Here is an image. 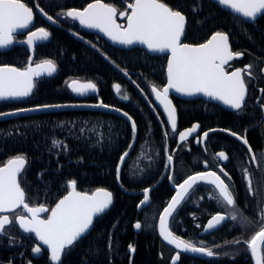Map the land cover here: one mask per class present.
I'll return each instance as SVG.
<instances>
[{
	"label": "trees",
	"instance_id": "trees-1",
	"mask_svg": "<svg viewBox=\"0 0 264 264\" xmlns=\"http://www.w3.org/2000/svg\"><path fill=\"white\" fill-rule=\"evenodd\" d=\"M91 1L94 0H22L32 9L38 5L57 22L65 21L64 28L69 21L58 13L81 8ZM120 1L102 0L111 5ZM163 2L186 16L183 43L199 45L219 31L228 35L233 52L253 57L264 52L261 35L264 15L255 24H247L216 10L208 0ZM40 27L46 26L35 17L33 29ZM48 29L49 40L34 49L33 63L50 59L56 65L55 74L35 80L33 92L26 100L1 102L0 113L43 105L103 102L132 117L136 123L135 138L124 120L101 112L65 111L1 121L0 166L16 155L26 157L27 164L19 181L30 207L44 205L51 209L67 193L69 181H75V187L81 193L90 194L99 188L112 193L110 209L95 219L88 234L65 250L62 264H164L160 253L166 247L157 237L156 222L173 194L165 166L167 156L173 157L174 180L178 179L179 171L182 174L199 168L203 155L192 148L186 156L192 165L183 163L180 149L173 151L176 145L170 128L152 103L151 85L160 89L165 83V59L150 57L137 48L129 51L114 49L94 37L80 43L66 30ZM28 57L23 47H11L0 53V66L24 69ZM71 81L81 84L91 81L96 89L80 95L68 87ZM116 84L120 85L119 94L112 92ZM125 93L128 100L121 99ZM175 107L179 126L196 121L203 126L227 128L226 113L214 104L192 103L183 107L175 104ZM201 114L206 118L203 119ZM217 137L222 140L226 136L217 134ZM54 139L63 144L54 148ZM129 144H132L131 149ZM217 146L222 148L221 142ZM125 151L129 155L122 166L118 184L116 165ZM145 188L151 190L150 203L137 213L142 195L128 193ZM208 194L209 188L197 186L172 216L169 230L197 247L211 249L215 255L207 260L180 256L178 264H251L245 241L257 230L234 234L225 225L212 234L199 235L203 222L221 211L222 203L217 199L203 198ZM15 214H22V211L19 209ZM15 214H11L12 220ZM136 222L142 225L138 233L134 231ZM237 240L240 243H233ZM129 244L135 247L134 253H129ZM35 246L34 237L22 233L13 220L5 227V234L0 235V264H51L45 250L39 258H33Z\"/></svg>",
	"mask_w": 264,
	"mask_h": 264
},
{
	"label": "snow or ice",
	"instance_id": "snow-or-ice-1",
	"mask_svg": "<svg viewBox=\"0 0 264 264\" xmlns=\"http://www.w3.org/2000/svg\"><path fill=\"white\" fill-rule=\"evenodd\" d=\"M125 2L127 7L123 11H118L115 6L103 3L102 0H94L83 10L71 9L58 13V15L78 20L83 27L97 29L114 43L124 46L138 43L145 45L149 51L164 52L168 50L171 52L167 66V86L159 89L157 86L151 85V91L157 101L163 105L168 116V123L173 131L176 130L177 126L176 110L168 99L170 89H175L176 92L189 96L202 93L211 99L222 101L237 113L242 111L246 105L247 97V84L244 76H251L252 66L247 65L244 69H235L230 72L225 69V65H228L231 60L243 55V53L233 52L230 49L229 37L226 33L215 32L206 43L197 46L182 43L181 37L186 27V16L181 11L173 9L163 0H125ZM217 3L251 20H255L258 14L264 13V0H217ZM37 7L39 6L37 5ZM195 10L194 8L193 11ZM40 11L43 13V9H40ZM44 15L52 23L57 22L52 16L46 13ZM33 16L32 8L28 7L22 0H0V48H7L15 43L16 37L14 34L18 30L28 29L33 21ZM117 16L126 19V26L116 22ZM49 36L50 33L45 28L40 27L35 31H29L27 38L21 42L32 49L37 41L47 40ZM31 59L32 57H29V60ZM55 71L56 65L50 59L41 61L35 65V68L29 67L23 71L14 67H0V100L27 97L34 87L33 76L44 73L52 75ZM68 87L80 95L96 89V85L91 81L83 84L78 81H71ZM113 87L119 94L120 85L116 84ZM261 92H264V89H261ZM121 99L128 100L129 96L125 93L121 96ZM93 106L109 107L103 102ZM59 107H64V105H43L37 109H19L17 111L27 112ZM260 107L264 109V102L260 103ZM114 110L120 112V109ZM15 114L17 113H0V116ZM123 115L129 121H132V117L128 116L127 113H123ZM197 128L198 125H193L191 129L180 132V139H186ZM228 131L230 135L235 136L247 147L252 163L264 165V152L260 154V159H258L252 147L248 144L246 136ZM81 132H83V129H81ZM132 132L133 138H135L136 123L134 121L132 122ZM245 132H247V129ZM208 134V132H205L203 138H206ZM203 138L198 142H202ZM62 144V141L55 139L52 141L54 148H59ZM128 148L131 149L132 144H129ZM64 150H67L66 145H64ZM128 155V151L121 154L119 163L116 165V178L118 181L121 165L126 161ZM214 158L219 160L229 159L223 151L217 153ZM172 161L173 157L169 154L165 166L169 167ZM26 164L27 159L24 155H16L9 159L4 166H0V213H16V209L22 207L27 215L15 214V223L24 232L34 233L36 238L47 246L53 264H62V253L89 231L93 225L94 216L104 213L110 207L113 202L112 193L102 188L97 189L91 195L79 193L75 190L76 182L69 181L68 187L72 191L59 200L54 208L49 210L44 205L30 207L26 202L25 190L21 187L18 179L19 175L25 170ZM219 171L228 180H231L224 168H220ZM242 172L248 183L249 193L258 194L257 190L253 188L252 174L249 169L244 168ZM168 179L171 181L173 177L169 176ZM199 181H205L214 186L213 193H216V195L210 193V199H217L219 203L224 204L226 207L235 209L234 194L230 189V185L226 184L217 172L196 173L188 176L182 183L175 186L176 194L172 196L168 206L163 209L160 215V235L169 244H175L178 249L211 257L215 255L211 249L204 246L197 247L189 241L182 240L174 236L168 228V218L172 216L177 206L188 198L190 190ZM150 191L149 188L143 190V199L137 207L149 203ZM44 212H50V214L46 219H41L40 213ZM259 216L261 221L259 231L245 243L255 260V264H264V257L261 256V249L264 246V207H260ZM226 218L236 221L238 217L234 213L230 217L218 213L208 221L205 230L215 228ZM12 223L13 220L8 215H0V235L5 234V226ZM134 228L140 230L142 228L141 223L136 222ZM233 243L238 244L240 241L237 240ZM110 246L111 239L109 240ZM128 248L131 253L135 252V247L132 244H129ZM40 251V247L33 248L34 253ZM178 258V255L173 257V264Z\"/></svg>",
	"mask_w": 264,
	"mask_h": 264
},
{
	"label": "flooded vegetation",
	"instance_id": "flooded-vegetation-1",
	"mask_svg": "<svg viewBox=\"0 0 264 264\" xmlns=\"http://www.w3.org/2000/svg\"><path fill=\"white\" fill-rule=\"evenodd\" d=\"M93 2L94 1H91L89 3H93ZM89 3H87L85 6H83L81 8H78L77 10H83V8H85ZM211 3L216 7V10L225 12L226 14H229L228 12L222 10L216 3H214V2H211ZM113 6H115L118 9V11H123L127 7L126 2L124 0H121L119 4H113ZM37 8L38 7H35L34 9H32L33 13H34L33 25H34V19H35V17H37L39 20H41L45 24L46 27H44V28L48 32H49L48 28H59L62 30H66L72 38L74 35L79 36L83 40V42H80V43H85V41H90V37H94V39H96V40L103 41L100 37L84 30L78 24H76L73 20H71L70 18H67V17H64L69 21L66 23V28L63 27V25L65 24V21L64 22H62V21L56 22L57 23L56 27L50 26V25L46 24L42 19H40L36 15L35 9H37ZM38 9H40V8H38ZM229 15H231V14H229ZM262 15H264V13L258 14L257 17L255 18V20H251L250 22H246L244 20H241L238 17H235L233 15H231V16L239 19L240 21H242L244 23H247V24L254 23L255 24L260 19V17ZM116 20H117L118 24L125 26V19L124 18L122 20H118V16H117ZM59 23H60V25H59ZM34 30H36V29H33V26H32L30 31H34ZM261 35L264 38V32ZM15 37H16V40H23L25 35L15 36ZM48 40H49V38H48ZM48 40L46 42H48ZM45 43H43V44H45ZM182 43H183V41H182ZM43 44H40V45H43ZM40 45L35 46L34 49ZM12 47H23V46H12ZM111 48H113V47H111ZM114 49H116V48H114ZM118 50H120V49H118ZM26 52H27V50H26ZM0 53H3V52H0ZM33 54H34V50H33ZM150 57H163L165 59V65H166L167 56H150ZM28 59H29V57H28ZM27 63H28V61H27ZM32 63H33V61H32ZM33 64H35V63H33ZM247 65L252 66L251 67V73L252 74H251V76H248V75L244 76V79H245L246 84H247V97H246V105L243 107V109L240 113H237L235 110H233V111L223 110L214 102L208 103V102L202 101L201 99H196V100H191V101H182V100H179L173 96H170V99H171L174 107H175V104H180V105H182V107L186 106V104H192V103L198 104V105H201V103H204L206 105L214 104V105L218 106L220 108V110H222V112L226 113L225 116L227 118V124H226L227 128H225V129L218 128V127H211V126H203L202 123L196 122V121H193V122L190 121V122L183 124L181 126H179L177 123L178 121H176V125H177L176 130L172 131L170 129L172 135L174 136V141H175V145H176V147L173 149V151L176 152L178 148L180 149L181 155L183 156L182 158H183L184 164L190 165V166L192 165V163L186 157L192 148L198 149V152H201V154L204 155V158H203V155L201 156L202 160H200L201 163H200L199 168H196L195 170L191 169L189 172L187 171L185 173L186 176L183 175L184 173L181 174V172L179 171L178 179H176V178L174 179L176 182L175 184L176 185L180 184L188 176L194 175V174L199 173V172L215 171V172H217L218 175L221 176V179H223L226 184L230 185V189L234 194V199H235V204H236L235 209L228 208L224 204H221V211L216 212L213 215L219 213V214L225 215L226 217H230V215L234 213L238 217L237 220L233 221L230 218H227V221L219 229L215 230L214 232L220 230L222 227H225V225H227L229 228H231L232 233L244 234V233L250 232L251 230L252 231H255V230L259 231L260 226H261L259 211H260V207H264V165L252 163L250 160V157H249L247 147L245 145H243L240 140H237L235 136L228 134L229 133L228 130H230L231 132H235L240 136H246V138L248 140V144L252 147L253 152L257 155V158L260 159V154L262 152H264V109H261V107H260V103L264 102V92H261V89H264V71H262V69H264V52L257 53L256 57H253V56L248 55V54L247 55L243 54L239 58H234L233 60H231L228 65H225V69L230 72V71H233L235 69H244L245 66H247ZM19 70H22V69H19ZM164 70H165V67H164ZM48 78H50V77H48ZM151 97H152V93H151ZM175 109H176V107H175ZM176 114H177V110H176ZM201 115H202L203 119L206 118L203 114H201ZM222 116H223V114H222ZM193 125H198V128L195 131V134L190 136L185 141H183L180 145H177L176 144V136L180 132L191 129L193 127ZM246 129H247V132H245ZM210 130H221V131H225L227 133H223V132H219V131H213V132L209 133L206 138H203V134L205 132H209ZM217 134H222L226 137L224 139L220 140V139H218ZM201 138H203V141L198 142V140H200ZM218 142H221L222 148H220V149L216 148V147H218L217 146ZM221 151L225 152V154L229 157L228 160H219L218 158H214V157H216V154L221 152ZM220 168H224V170L231 177V180H228V178L225 177L223 175V173H221L219 171ZM244 168H248L249 171L251 172L252 181H253V188L257 190L258 194L254 195V194L249 193L248 183L245 180L243 172H242V169H244ZM173 172H174V164H173V169H172V177L174 175ZM197 186H205V187L209 188L210 193H213V188L210 186H206V185H196L193 187V189H191L190 193ZM213 194L216 195V193H213ZM205 197L208 198L209 194L207 196H203L204 199H206ZM182 203H181V205H182ZM13 214H15V213H12V215ZM22 214L24 215L23 211H22ZM213 215H211L210 217H212ZM8 216L11 218V214ZM210 217H208V218H210ZM45 218H46V214L42 216V219H45ZM13 220L15 222V215L13 216ZM206 220L203 222L199 234L202 232L203 226H204V223L206 222ZM214 232H212V233H214ZM212 233H209V234H212ZM209 234H207V235H209ZM41 254H42V249H41L40 255L37 258H39L41 256ZM32 256H33V251H32ZM261 256L264 257L263 246L261 249Z\"/></svg>",
	"mask_w": 264,
	"mask_h": 264
},
{
	"label": "water",
	"instance_id": "water-1",
	"mask_svg": "<svg viewBox=\"0 0 264 264\" xmlns=\"http://www.w3.org/2000/svg\"><path fill=\"white\" fill-rule=\"evenodd\" d=\"M209 1H210V2H214V3H216V4H217L222 10L228 12L229 14H231V15H233V16H235V17H238V18L241 19V20H244V21H246V22H250V21H251V19L244 18V17L240 16L239 14L232 12L231 9H228V8H226V7H223V6L219 5V4L217 3V0H209ZM86 7H87V6H86ZM35 13H36V15H37L40 19H42L46 24H48V25H50V26H54V27L57 26V23H52L51 21H49V20L47 19V16L44 15V12L42 13V12L40 11V9H38V8L35 9ZM33 18H34V17H33ZM70 19H71V18H70ZM122 19H123V18H121V17L118 16V20H122ZM71 20H72V19H71ZM73 21H74L76 24H78L81 28H83L84 30H86V31H88V32H90V33H92V34H95V35H97L98 37H100V38H101V39H102L107 45H109V46H111V47H113V48L120 49V50H125V51H128V50H131V49H135V48H137V49H140V50L144 51L145 54L148 55V56H167V59H166V65H165V70H164V73H165V83H164V85L162 86V88L165 87V86H167V83H168L167 66H168V58H169L170 55H171V52H170V51L165 50L164 52H158V51L153 52V51H149L148 48H147L145 45L138 44V43H137V44H133V45H129V46H124V45H121V44H118V43H114V42H113L108 36H106L104 33L100 32L99 30H97V29H90V28L83 27V26L80 25V23H79L78 20H73ZM116 22H117V20H116ZM117 23H118V22H117ZM126 24H127V21H126V19H125V26H126ZM32 26H33V21H32V23L29 25V28H28V29H25V30H18V32L15 33L14 35H15V36H22V35H25V37H24V39H23V40H25V39L27 38V33L30 31V29L32 28ZM34 31H35V30H34ZM184 32H185V31H184ZM183 36H184V34H183L182 37H181V42H182ZM211 36H212V35H211ZM211 36H210V37H209L204 43H206V42L211 38ZM73 38H74L75 40H77L78 42H83V40H82L79 36H77V35H74ZM23 40H16L15 43H13L12 45H9L7 48H0V52H5L6 50H8V49H9L10 47H12V46H23V47L27 50V52L29 53V57H32L31 60L28 59V63H27V65H26V68H25V69H27V68H29V67L35 68V65L38 64V63H35V64L32 63V61H33V50H34V47L37 46V45H40V44L45 43L48 39H47V40H42V41H37V42L34 44V47H33L32 49H29L28 46H27L26 44L22 43L21 41H23ZM202 44H203V43H202ZM193 46H197V45H193ZM0 67H3V66H0ZM25 69H22L21 71H23V70H25ZM54 73H55V72H54ZM54 73H53L52 75H47L46 73H44V74H41V75H39V76H33V81L38 80V79H41V78L52 77V76L54 75ZM162 88H161V89H162ZM112 91H113L114 94L117 93L116 90L114 89V87H112ZM32 92H33V89H32L31 93H30L27 97H22V98H17V99L0 100V103H1V102H19V101L26 100L27 98H29V97L31 96ZM151 93H152V91H151ZM170 96H173V97H175V98H177V99H179V100H182V101H191V100L201 99L202 101H204V102H208V103H209V102H214V103H216V104H217L221 109H223V110H226V111H233V109L229 108V107H228L227 105H225L222 101H220V100H215V99H211L210 97H207V96L203 95L202 93H197V94H195V95H191V96H189V95H183V94H181V93H178V92L175 91V89H170V90H169V94H168V99L171 101ZM152 102H153L154 106L157 108V110L160 112V114L162 115V117H163L164 121L166 122L167 126L171 129V126H170L169 123H168V116H167V114H166L165 111H164V107H163L162 104L159 103V101H157V99H156V97H155V95H154L153 93H152ZM99 103H100V102H98L97 104H99ZM171 103H172V101H171ZM97 104H94V105H97ZM62 105H64V107H59V108H48V109L37 110V111L18 112L17 110H15V111L6 112V113H17V114H15V115H7V116H0V122H1V121L12 120V119H17V118H22V117L35 116V115L47 114V113H54V112H65V111H92V112H101V113H106V114H110V115L117 116V117L121 118L122 120H124V121L130 126V128H131V130H132V122H133V121H129L128 118H127L126 116L123 115V112H122V111H120V112L115 111V110H114L115 108H111V107H108V108L94 107L92 104H82V103H76V104H62ZM172 106L174 107L173 103H172ZM37 108H39V107L26 108V109H37ZM174 108H175V107H174ZM175 110H176V109H175ZM176 121H177V114H176ZM171 130H172V129H171ZM172 131H173V130H172ZM215 131H219V132L227 133V132H225V131H221V130H215ZM211 132H213V131H209L208 133H211ZM194 134H195V132H192L191 135H189L186 139H188L190 136H192V135H194ZM228 134H229V133H228ZM186 139L181 140V139H180V136H179V134H178V135L176 136V144H177V145H180V144H181L183 141H185ZM175 150H176V149H175ZM6 163H7V162H6ZM6 163H5V164H6ZM118 163H119V162H118ZM5 164H4V165H5ZM123 164H124V163H123ZM123 164L121 165V169H122ZM4 165H2V166H4ZM166 168H168V170H169V175H168V177H169V176H172L173 161H172V164H171L169 167H166ZM20 175H21V174H20ZM20 175H19V176H20ZM18 179H19V177H18ZM186 179H187V178H186ZM116 181H117V183L119 184V181L117 180V178H116ZM168 182H169V185L171 186L172 191H173L172 196H174V195L176 194V187H175L176 185H173L172 182H171L169 179H168ZM182 182H183V181H182ZM182 182H181V183H182ZM196 185H206V186H210V187L214 188L213 185L208 184V183H206L205 181H199ZM196 185H194V186H196ZM75 190L77 191L76 187H75ZM70 191H72V189H70V188L68 187V191H67V193H66L64 196L68 195V193H69ZM95 191H96V190H94L93 192H95ZM106 191H107V190H106ZM190 191H191V190H190ZM77 192H79V191H77ZM93 192H92V193H93ZM79 193H81V192H79ZM92 193H90V194H88V195H91ZM85 194H86V193H85ZM128 194H130V195H136V194H138V195H142V199H143V190L140 191V192H130V193H128ZM64 196H63V197H64ZM172 196L170 197V199L168 200V202L166 203V205L164 206V208L168 206V203L171 201ZM63 197H61L59 200H61ZM142 199H141V200H142ZM59 200H58V201H57V202H56L51 208H54L55 205L59 202ZM182 202H183V201H182ZM182 202H181V203H182ZM149 203H150V201H149ZM149 203H147V204H145V205H143V206L137 207V208H136L137 213H140L144 208H146V207L149 205ZM111 205H112V204H111ZM111 205H110V207H111ZM179 206H180V205H178L177 208H178ZM110 207H109L104 213H106V212L110 209ZM164 208H163V209H164ZM177 208H176V210H177ZM19 209H21V210L23 211L24 215H27V213L24 212V210H23L22 207L16 209V211L19 210ZM47 209H48V208H47ZM163 209H162V211L160 212V214H159V216H158V219H157V222H156V233H157V236H158V239L160 240V242H161L163 245H165L167 248H169L170 250L173 251V255H172V257H171V259H170V261H169V264H173V257H175V256H177V255L179 256V258H180V256H185V257H191V258H197V259H205V260L209 259L210 256L202 255V254H200V253H193V252H189V251H183L182 249H178V248L175 246V244H169L166 240L163 239V237L160 235V215H161V213L163 212ZM176 210H175V211H176ZM175 211L173 212V214L175 213ZM104 213H102V214H100V215H98V216H94V218H93V223H94V221H95L96 218H98L99 216L103 215ZM10 214H12V213H10V212H9V213H0V215H10ZM45 214H46V218H47V216L50 214V212L40 213V218L42 219V216L45 215ZM173 214H172V216H173ZM215 215H216V214H215ZM222 215H223V214H222ZM172 216H170V217L168 218V228H169V222H170V219H171ZM213 216H214V215H213ZM29 218H30V217H29ZM46 218H45V219H46ZM211 218H212V217L208 218V219L206 220V222L204 223L203 230H202V232L200 233L201 236H204V235H207V234H209V233L214 232L215 230L219 229V228H220V227H221V226L227 221V218H226L224 221H222V222H221L219 225H217L215 228L206 231L205 228H206V226H207V224H208V221H209ZM15 224H16L17 228H18L22 233H24V234H31V235L34 237V239H35V241H36V246H35V247H40L41 249L45 250L46 253H47L48 261H49L51 264H53V262L50 260V255H51V253H50V250L47 248V246H46V245H43V244H42V243L36 238V236H35L34 233H27V232H24V231L19 227V225H18L17 223H15ZM7 226H8V225H6L5 227H7ZM92 226H93V225H92ZM92 226L90 227L89 231H88L86 234H88V233L90 232V230L92 229ZM134 230H135L136 233L138 232L137 229L134 228ZM169 231H170V230H169ZM86 234H85V235H86ZM85 235H84V236H85ZM84 236H82V237H84ZM82 237H81V238H82ZM81 238H80V239H81ZM80 239H79V240H80ZM75 243H76V242H75ZM247 247H248V246H247ZM248 252H249V259H250L251 264H255V260L253 259V257H252V255H251V252H250L249 249H248ZM40 253H41V251H40L39 253H34V252H33V257H34V258H37V257L40 255ZM62 254H63V253H62ZM179 258L175 260V264L178 263Z\"/></svg>",
	"mask_w": 264,
	"mask_h": 264
},
{
	"label": "rangeland",
	"instance_id": "rangeland-1",
	"mask_svg": "<svg viewBox=\"0 0 264 264\" xmlns=\"http://www.w3.org/2000/svg\"><path fill=\"white\" fill-rule=\"evenodd\" d=\"M183 175L186 176L185 173ZM173 183L175 184V180H173ZM170 257V251L166 248H163V252L161 254L162 262L165 264L170 259Z\"/></svg>",
	"mask_w": 264,
	"mask_h": 264
},
{
	"label": "bare ground",
	"instance_id": "bare-ground-1",
	"mask_svg": "<svg viewBox=\"0 0 264 264\" xmlns=\"http://www.w3.org/2000/svg\"><path fill=\"white\" fill-rule=\"evenodd\" d=\"M135 231V230H134ZM139 231V230H138ZM138 233V232H137ZM200 235V234H199ZM201 236V235H200ZM158 237V236H157ZM165 246V245H164ZM166 247V246H165ZM167 248V247H166ZM167 249H169V248H167ZM163 252V251H162ZM129 253H131L130 251H129ZM161 254L162 253H160V257H161ZM172 255H173V252H172V254L170 253V256L172 257ZM171 257H170V259H171ZM170 259L165 263V264H169V261H170ZM179 260H180V258H179ZM179 262V261H178ZM178 264V263H177Z\"/></svg>",
	"mask_w": 264,
	"mask_h": 264
}]
</instances>
